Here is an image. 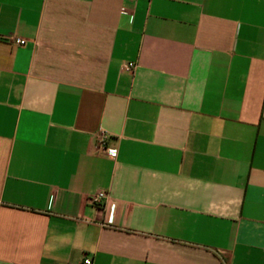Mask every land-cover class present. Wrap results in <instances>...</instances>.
<instances>
[{
  "label": "crops",
  "instance_id": "1",
  "mask_svg": "<svg viewBox=\"0 0 264 264\" xmlns=\"http://www.w3.org/2000/svg\"><path fill=\"white\" fill-rule=\"evenodd\" d=\"M85 257L264 264V0H0V264Z\"/></svg>",
  "mask_w": 264,
  "mask_h": 264
},
{
  "label": "built area",
  "instance_id": "2",
  "mask_svg": "<svg viewBox=\"0 0 264 264\" xmlns=\"http://www.w3.org/2000/svg\"><path fill=\"white\" fill-rule=\"evenodd\" d=\"M13 42L16 45H23L25 43V40H23L21 38H14ZM133 68H134L133 63H126L123 65V69L127 72H131L133 70ZM106 137H107L106 134L103 131H100L97 135V138H96V146L97 147H103L105 145ZM110 152L115 153L116 150L110 149ZM104 198H105L104 192H97V193H95L89 197V203L91 205H96V204L100 203V201ZM81 264H92L91 258L85 257L82 260Z\"/></svg>",
  "mask_w": 264,
  "mask_h": 264
}]
</instances>
